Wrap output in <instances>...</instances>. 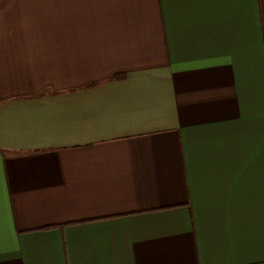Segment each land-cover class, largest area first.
Here are the masks:
<instances>
[{"label":"crops","instance_id":"crops-1","mask_svg":"<svg viewBox=\"0 0 264 264\" xmlns=\"http://www.w3.org/2000/svg\"><path fill=\"white\" fill-rule=\"evenodd\" d=\"M0 264H264V0H0Z\"/></svg>","mask_w":264,"mask_h":264}]
</instances>
